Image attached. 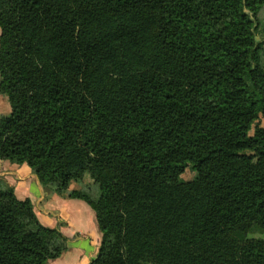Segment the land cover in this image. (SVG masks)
<instances>
[{"label": "trees", "instance_id": "16d2710c", "mask_svg": "<svg viewBox=\"0 0 264 264\" xmlns=\"http://www.w3.org/2000/svg\"><path fill=\"white\" fill-rule=\"evenodd\" d=\"M264 0H0V158L84 200L102 233L88 264H129L190 167L197 250L175 241L151 264H264ZM264 31V23L263 28ZM254 127V132L250 130ZM88 173L92 181L83 182ZM72 183H82L71 188ZM0 264L67 249L0 175ZM25 214L21 219L19 216Z\"/></svg>", "mask_w": 264, "mask_h": 264}, {"label": "crops", "instance_id": "0c3cea01", "mask_svg": "<svg viewBox=\"0 0 264 264\" xmlns=\"http://www.w3.org/2000/svg\"><path fill=\"white\" fill-rule=\"evenodd\" d=\"M0 175L14 187L18 198L31 199L41 223L59 227L66 235L67 249L48 264H88L97 255L102 233L94 210L84 200L62 196L53 189L44 187L25 163L17 164L0 159ZM74 185L72 183L71 188H76ZM9 205L11 203L6 197H0V209L6 212L4 216L9 230L22 241L31 243L28 230L16 216L18 210L10 211ZM24 216L22 214L19 217L23 219ZM139 234H134L131 243H128L129 264H151L164 246L160 244L154 247L151 242L144 246L150 239L142 243ZM150 245L153 247L149 248ZM4 248L7 250V243L0 239V255Z\"/></svg>", "mask_w": 264, "mask_h": 264}, {"label": "rangeland", "instance_id": "374dc122", "mask_svg": "<svg viewBox=\"0 0 264 264\" xmlns=\"http://www.w3.org/2000/svg\"><path fill=\"white\" fill-rule=\"evenodd\" d=\"M264 23V7L259 12L258 19L256 20L257 39L264 40V31L262 30ZM11 112V104L6 94L0 93V115H8ZM255 125L264 127V113H261L259 118L256 120ZM254 127L250 130L252 134ZM1 159V158H0ZM4 160V159H2ZM195 172L192 168L188 167L180 175L179 190L169 200L168 204L164 207L161 215L157 220L150 223L145 229L146 232L141 236L140 241L145 243H152L154 247L156 245L171 244L175 241L179 242L185 251L194 255L197 250L198 241L196 237L201 232V224L197 220L196 216L191 212L190 205L194 196L192 180ZM83 182L92 181L91 176L86 173L82 179ZM82 183H75L73 187L79 188ZM6 212L0 209V219L4 218ZM6 219V218H5ZM0 233H3L0 230ZM255 236L264 237V233H256ZM149 246L153 247V246ZM135 246H133V249ZM150 250V249H149Z\"/></svg>", "mask_w": 264, "mask_h": 264}]
</instances>
